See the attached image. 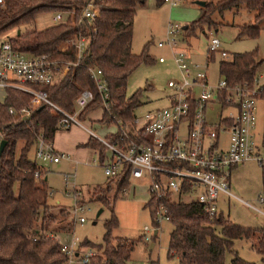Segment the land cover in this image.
Wrapping results in <instances>:
<instances>
[{
  "label": "trees",
  "instance_id": "obj_1",
  "mask_svg": "<svg viewBox=\"0 0 264 264\" xmlns=\"http://www.w3.org/2000/svg\"><path fill=\"white\" fill-rule=\"evenodd\" d=\"M156 1L158 4L163 2ZM200 1L205 2L202 12L198 19L186 25L184 30L187 32H194L204 25L211 26L215 24V13L222 15L226 10L238 7L254 12L252 22L239 27L238 36L256 37L260 24L264 22V0ZM88 3L98 9V14L92 20L81 18V11ZM144 3L145 0H6L0 6V34L34 21L38 13L63 12L66 19L61 23L11 36L14 47L21 52L55 57L59 56L61 48L68 41L80 38L86 40L85 51L78 65L71 68L55 85L36 88H45L53 102L65 110L73 111V100L79 91L83 88L94 89L89 69H101L109 90L107 107H102L100 98L96 96L79 117H86L87 112L100 109L102 114L98 124H120L125 133L132 136L135 133L133 111L139 104L140 92L138 90L126 97V80L138 65L152 62L146 52L147 45L140 54H134L131 49L134 16L137 7ZM71 13L73 22L69 18ZM257 57L255 49L234 53L231 59H221V77L229 86L252 83L261 63ZM260 98L264 99V85ZM30 99L31 95L26 92L7 89L4 100L0 101V129L7 128V145L0 160V264H66L67 256L62 252V243L55 233L69 232L67 219L71 218L70 210L50 204L47 175L42 172L40 181H36L35 173L40 165L36 157L33 159L30 156L34 149L36 152L40 136L47 143L54 142L59 131V116L48 105L37 108L27 118L10 113V108L19 111L29 104ZM120 131L119 128L109 141L119 138ZM19 142H22V148L16 156ZM81 147L96 152L101 159L105 154L104 146L91 136ZM109 182L108 188L114 183L117 191L129 187L127 176L119 175ZM108 188L91 196V202H99L110 210V219L105 223L102 244L80 243V248L94 251L86 264H130L136 246L137 241L110 235L118 221L114 213L116 199L110 201ZM157 204L158 201L152 198L144 206L149 210L151 219ZM163 204L172 226L168 239V258H175L177 264H226L227 254L232 255L229 264H252L242 260L233 251L234 242L243 239L252 241L255 252L264 261V230L237 226L220 211L211 219L196 204L166 200ZM155 238L156 235L153 240Z\"/></svg>",
  "mask_w": 264,
  "mask_h": 264
},
{
  "label": "built area",
  "instance_id": "obj_2",
  "mask_svg": "<svg viewBox=\"0 0 264 264\" xmlns=\"http://www.w3.org/2000/svg\"><path fill=\"white\" fill-rule=\"evenodd\" d=\"M5 1L0 0V6ZM163 2L173 7L184 0ZM97 14L98 9L88 3L81 11V18L92 20ZM69 18L73 22L72 13ZM65 19L63 12H57L53 23L58 24ZM181 31L183 29L178 23L169 22L166 40L157 44H167L174 48V62L180 72L178 81L167 82L172 90L168 95L167 105L141 116H134L135 133L132 136H128L118 122L120 127L114 124L115 132L112 133L115 134L120 128L119 138L112 142L97 138L93 132L88 131L92 138L104 146L105 154L102 159L97 155V160L87 157V163L98 164L108 180L119 175L127 176L133 192L135 187L130 186L131 181H144L143 188L148 200L153 198L158 201L151 227L143 228L142 240L145 243L152 242L153 236H157L162 222H169L164 200L196 204L212 219L220 211L219 196L233 197L230 194L229 178L234 168L246 162H254L264 172V143H259L255 137L257 101L264 85V71H259L250 84L244 82L229 86L221 77L215 86H209L204 72L206 67L189 65L185 61L187 54L182 48L176 47L174 34ZM85 45L86 40L80 38L68 41L61 48L58 57L49 54L32 55L17 50L11 37L0 34V89L5 92L7 89H15L31 95L27 106L19 111L10 108V113L27 118L37 108L48 105L59 116L58 130L68 131L74 125L84 128L79 115L96 96L100 98L102 107H107L109 90L101 69H89L94 89L83 88L79 91L73 100V111L57 105L50 99L45 88L36 86H53L58 83L71 68L78 65ZM216 53L222 58L227 57L219 39L209 35L206 60ZM158 61L162 62L163 58ZM212 104H218L228 112L219 115L216 121H211L206 118L205 109ZM6 133L7 128L0 129V146L5 141ZM223 135H227L225 150L221 147ZM1 155L0 151V160ZM35 157L39 163L44 164H60L62 160H69L68 156L55 150L53 143L45 142L43 136L38 139ZM42 172L46 173L40 166L35 173L37 182L40 181ZM73 178L74 174L65 175L67 187L69 179ZM52 196L54 194L50 191L49 197ZM67 196L73 199L69 211L73 221L83 225L85 219L81 214L86 207L80 204V191L73 186L72 193L69 191ZM240 202L264 218V211ZM258 203L263 204L264 200L258 198ZM62 252L67 256L66 264H86L94 254L91 248H80V242L74 238L69 244L62 243Z\"/></svg>",
  "mask_w": 264,
  "mask_h": 264
},
{
  "label": "rangeland",
  "instance_id": "obj_3",
  "mask_svg": "<svg viewBox=\"0 0 264 264\" xmlns=\"http://www.w3.org/2000/svg\"><path fill=\"white\" fill-rule=\"evenodd\" d=\"M195 1L184 0L177 6L171 7L164 2L158 4L156 0H145L144 5L137 7L133 20L131 49L134 54H140L147 45L146 52L151 56L152 62L138 65L126 80L124 89L126 97L138 90L140 92L139 104L133 111L135 116H141L150 110L167 105L168 95L172 92L167 86V82L169 80L178 81L180 72L174 62V48L172 49L167 44L163 46L157 44L166 40L169 22L178 23L180 27H183L199 18L203 6ZM54 16L55 12L53 11L38 13L34 21L14 27L2 33V36L11 37L18 32H25L34 28H47L54 24ZM253 17L254 12L248 11L244 7L226 10L222 15L215 13L213 15L215 24L204 25L194 32L183 30L175 33L176 47L182 48L186 54L190 53L185 60L189 65L206 67L204 72L208 85L212 87L221 79L219 61L223 58L219 53H216L209 60H206L209 35L217 37L221 42L222 49L227 53V57L224 59H231L234 53L250 52L256 49L257 58L261 61L259 71H264V22L260 24L259 33L256 37L238 36L239 27L252 22ZM209 31H211L210 34ZM159 58H163V61L159 62ZM4 97L5 91L0 89V101L4 100ZM259 99L261 100L257 102L255 134L257 141L262 143L264 142V99ZM227 112V109L218 104L208 105L205 109L206 118L211 121H216L219 115H224ZM101 114V110L96 108L87 112L86 117L85 115L83 118L81 117V124L85 129L74 125L68 131L59 130L57 132L53 146L59 154L68 156L69 160H62L60 164L38 162L46 171L50 187L49 192L54 194V196L49 197L52 206L70 210L73 199L67 194L69 191L72 193V187L75 186L82 195L80 204H84L86 207L81 214L85 219L83 225L75 223L71 217L67 219L69 232L65 234L55 233L57 239L64 244H69L73 238L80 243L87 241L93 245L102 244L105 235V223L110 219L108 208L99 202H91V196L101 189L108 188L110 182L98 164L87 163V157L91 156L93 160H97V154L81 147L86 143L89 136H92L88 131L93 132L95 137L104 138L107 141L115 135L113 134L115 132L114 124H98ZM21 148L22 142H19L16 156L19 155ZM34 154L35 149L30 154L33 159H35ZM67 174H74V178L69 179V187L64 180ZM230 176V194L233 197L220 195L218 209L224 217H227L230 222L237 226L256 231L264 230V218L240 202L264 211V203H258V198L264 200L262 170L255 163H244V165H238L237 169L230 173ZM144 185V181L132 180L130 186L135 187V191L133 192L129 187L124 194L126 188L117 191L116 184H110L107 196L110 201L116 199L114 213L118 221L117 226L111 229L110 235L113 238L137 241L130 264H177L175 258H168V239L172 230L169 222L164 221L160 224V230L152 242L145 243L142 240L143 228L151 227L149 210L144 207L149 199L144 192ZM57 201L60 205L56 203ZM151 245L152 249H150ZM233 251L246 262L264 264L261 256L255 252L250 240H236ZM231 259L232 255L227 254L225 263L229 264Z\"/></svg>",
  "mask_w": 264,
  "mask_h": 264
},
{
  "label": "crops",
  "instance_id": "obj_4",
  "mask_svg": "<svg viewBox=\"0 0 264 264\" xmlns=\"http://www.w3.org/2000/svg\"><path fill=\"white\" fill-rule=\"evenodd\" d=\"M189 54H190V53H189ZM189 54H187V55H189ZM259 100H261V99H259ZM259 100H258V101H259ZM258 101H257V102H258ZM256 110H257V109H256ZM255 137H256V134H255ZM256 138H257V137H256ZM222 139H224V140H222V146H221V147H222L223 150H225V149L227 148V135H223V136H222ZM256 140H257V139H256ZM262 143H264V142H262ZM57 152H58V151H57ZM246 163H254V162H246ZM246 163H245V164H246ZM242 165H244V164H242ZM237 167H238V166H237ZM237 167L234 168L233 170H236ZM233 170H232V171H233ZM232 171H231V172H232ZM229 189L231 190V176H230V178H229ZM56 203L60 205L59 201H57ZM62 243H63V242H62Z\"/></svg>",
  "mask_w": 264,
  "mask_h": 264
},
{
  "label": "water",
  "instance_id": "obj_5",
  "mask_svg": "<svg viewBox=\"0 0 264 264\" xmlns=\"http://www.w3.org/2000/svg\"><path fill=\"white\" fill-rule=\"evenodd\" d=\"M197 4H199V5H201V6H204V4H205V2L204 1H200V0H196L195 1ZM186 28V26H183L182 27V29L184 30ZM7 145V142L6 141H3L2 143H1V146H0V151H1V153H3V151H4V148H5V146ZM101 212V211H100ZM100 212L98 213V215L100 214ZM150 249H152V245L150 246Z\"/></svg>",
  "mask_w": 264,
  "mask_h": 264
}]
</instances>
